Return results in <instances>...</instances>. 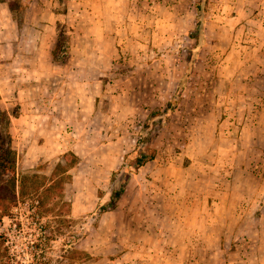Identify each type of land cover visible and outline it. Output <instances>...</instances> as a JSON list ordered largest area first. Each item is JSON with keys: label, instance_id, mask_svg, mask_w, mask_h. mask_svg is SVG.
Here are the masks:
<instances>
[{"label": "rangeland", "instance_id": "374dc122", "mask_svg": "<svg viewBox=\"0 0 264 264\" xmlns=\"http://www.w3.org/2000/svg\"><path fill=\"white\" fill-rule=\"evenodd\" d=\"M34 1L0 0V44L7 16L21 25ZM198 2L126 0L115 25L80 36L60 24L55 56L75 62L52 108L0 100L16 158L0 172V260L8 247L15 264H264V0H208L202 45ZM192 56L179 104L149 134L155 158L128 167L102 211Z\"/></svg>", "mask_w": 264, "mask_h": 264}, {"label": "crops", "instance_id": "0c3cea01", "mask_svg": "<svg viewBox=\"0 0 264 264\" xmlns=\"http://www.w3.org/2000/svg\"><path fill=\"white\" fill-rule=\"evenodd\" d=\"M125 1L35 0L21 25L11 13L9 17L6 14L12 36L0 44V55L1 47L6 52L0 56V100L6 104L16 100L24 113L52 108L54 90L62 88V81L67 82L68 69L75 62L72 55L63 61L55 56L58 25H72L78 36L80 32L105 30L106 24L115 25L116 8ZM78 45L75 43V48ZM45 95L46 101L40 100ZM26 116L21 114L16 119L23 121Z\"/></svg>", "mask_w": 264, "mask_h": 264}, {"label": "trees", "instance_id": "16d2710c", "mask_svg": "<svg viewBox=\"0 0 264 264\" xmlns=\"http://www.w3.org/2000/svg\"><path fill=\"white\" fill-rule=\"evenodd\" d=\"M207 2L208 0H200V2L196 4L197 22L195 29L190 33V37L194 38L198 45H202L205 38V6L207 5ZM194 59V56L189 59L188 69L177 85L173 97L168 101L165 108L154 110L147 117L142 127L137 146L126 154L121 169L115 172L112 176V186L109 190L107 201L101 207L102 211H106L117 206L121 195L126 190L127 182L130 178V173L127 172V168L129 167L130 170L136 172L148 161L155 158V151L152 150L147 143L150 139L149 134L153 130L158 119H161L164 122L167 116L171 115L176 109L186 81L193 70ZM9 122L10 118L8 117L7 123ZM7 142H12V136L10 134L9 127L2 126L0 127V172L2 173H6L8 171L13 172L15 170V150L12 145ZM2 255L4 258L0 260V264H15V258L9 252L8 247L4 248Z\"/></svg>", "mask_w": 264, "mask_h": 264}, {"label": "built area", "instance_id": "2783aa9c", "mask_svg": "<svg viewBox=\"0 0 264 264\" xmlns=\"http://www.w3.org/2000/svg\"><path fill=\"white\" fill-rule=\"evenodd\" d=\"M68 49H69V45H68V41H64L63 44L60 46V49L58 51L60 56H65L68 54Z\"/></svg>", "mask_w": 264, "mask_h": 264}]
</instances>
